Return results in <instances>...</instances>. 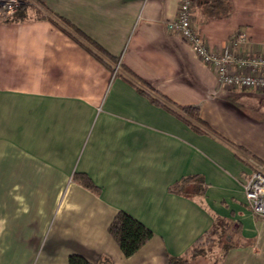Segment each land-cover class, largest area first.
<instances>
[{"label":"crops","instance_id":"0c3cea01","mask_svg":"<svg viewBox=\"0 0 264 264\" xmlns=\"http://www.w3.org/2000/svg\"><path fill=\"white\" fill-rule=\"evenodd\" d=\"M38 1L49 20H0V264H168L216 217L236 239L220 264H264V219L244 192L264 166V93L220 87L169 31L181 0ZM229 2L210 17L193 0L197 32L217 54L240 33L244 54H264V0ZM190 176L204 196L174 190ZM118 212L153 232L129 258L108 233Z\"/></svg>","mask_w":264,"mask_h":264},{"label":"built area","instance_id":"2783aa9c","mask_svg":"<svg viewBox=\"0 0 264 264\" xmlns=\"http://www.w3.org/2000/svg\"><path fill=\"white\" fill-rule=\"evenodd\" d=\"M21 0H0V20H10ZM169 31L192 48L199 59L216 76L220 87L246 92L264 93V54L250 57L244 54L249 39L243 33L233 36L224 54L212 52L193 23V1L181 0L175 18L167 23ZM119 66L116 67V71ZM246 204L255 217L264 219V166L249 176L244 184Z\"/></svg>","mask_w":264,"mask_h":264},{"label":"trees","instance_id":"16d2710c","mask_svg":"<svg viewBox=\"0 0 264 264\" xmlns=\"http://www.w3.org/2000/svg\"><path fill=\"white\" fill-rule=\"evenodd\" d=\"M35 1L39 2L38 0ZM220 6L222 7L220 8ZM216 10H219V12H217ZM230 10L231 4L229 0H206L205 11L210 17L228 15ZM27 19L28 12L24 7H21L10 20L20 22ZM45 19L49 20L48 17H46ZM178 111L182 113V116H180L175 111L172 112L182 118L189 126L193 127L196 131L201 133L203 132L197 126H203L207 128L206 124L199 117L198 109L178 108ZM75 179L79 180L81 182V185L86 189L92 192L99 191L97 186L88 177L77 174L75 175ZM174 190L180 195L188 198H194L195 196L202 197L205 194V186L199 176H190L183 179L180 183L176 184ZM108 233L118 245L122 253L128 258L135 255L145 244H147L153 238V232L150 229H148L142 223L125 212L117 213L108 228ZM205 238H209L214 245L216 244V248L221 246V255L219 258H216L214 260L213 264H220L226 253L232 248L236 247L234 227L225 219L216 217L211 229L199 240H197V242L183 256H168V264L197 263L195 258L201 257L203 248L200 249V247ZM213 247L214 246L210 245V248ZM68 264L92 263H90L83 256L72 255L68 259Z\"/></svg>","mask_w":264,"mask_h":264},{"label":"rangeland","instance_id":"374dc122","mask_svg":"<svg viewBox=\"0 0 264 264\" xmlns=\"http://www.w3.org/2000/svg\"><path fill=\"white\" fill-rule=\"evenodd\" d=\"M21 2L23 4H21L18 7L17 11L21 7H24L25 10H27V12H28V16H29V13L32 14V16H31L32 18L46 17V15L44 13H42L39 9V7H40L39 2H37L35 0H21ZM17 11H16V13H17ZM210 245L214 246V247L210 248ZM215 246H216V244L214 245L212 243V241H210L209 238H205L201 244V247H200V249L203 248V252L201 254V257L195 258L196 262H197L195 264H213L214 260L216 258H219L221 255V250H220L221 246L217 247V248Z\"/></svg>","mask_w":264,"mask_h":264}]
</instances>
